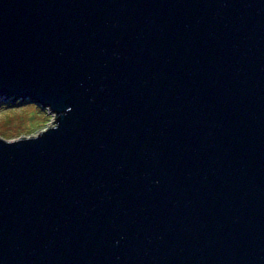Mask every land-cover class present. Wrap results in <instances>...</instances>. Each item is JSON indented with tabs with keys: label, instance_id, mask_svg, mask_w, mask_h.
<instances>
[{
	"label": "water",
	"instance_id": "1",
	"mask_svg": "<svg viewBox=\"0 0 264 264\" xmlns=\"http://www.w3.org/2000/svg\"><path fill=\"white\" fill-rule=\"evenodd\" d=\"M0 264H264V0H0Z\"/></svg>",
	"mask_w": 264,
	"mask_h": 264
},
{
	"label": "rangeland",
	"instance_id": "2",
	"mask_svg": "<svg viewBox=\"0 0 264 264\" xmlns=\"http://www.w3.org/2000/svg\"><path fill=\"white\" fill-rule=\"evenodd\" d=\"M1 101V100H0ZM53 112L35 102L22 105L0 104V136L13 140L33 136L54 123Z\"/></svg>",
	"mask_w": 264,
	"mask_h": 264
},
{
	"label": "built area",
	"instance_id": "3",
	"mask_svg": "<svg viewBox=\"0 0 264 264\" xmlns=\"http://www.w3.org/2000/svg\"><path fill=\"white\" fill-rule=\"evenodd\" d=\"M50 110V109H49ZM54 119H55V114H54ZM54 121V120H53Z\"/></svg>",
	"mask_w": 264,
	"mask_h": 264
}]
</instances>
